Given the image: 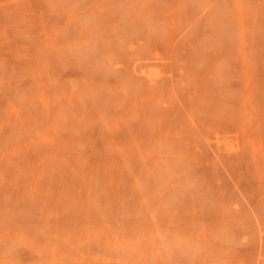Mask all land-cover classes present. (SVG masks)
Returning a JSON list of instances; mask_svg holds the SVG:
<instances>
[{
	"label": "rangeland",
	"instance_id": "obj_1",
	"mask_svg": "<svg viewBox=\"0 0 264 264\" xmlns=\"http://www.w3.org/2000/svg\"><path fill=\"white\" fill-rule=\"evenodd\" d=\"M0 264H264V0H0Z\"/></svg>",
	"mask_w": 264,
	"mask_h": 264
}]
</instances>
